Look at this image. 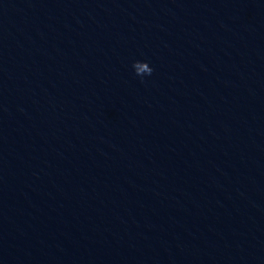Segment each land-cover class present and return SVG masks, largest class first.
I'll return each instance as SVG.
<instances>
[{
	"label": "water",
	"instance_id": "95a60500",
	"mask_svg": "<svg viewBox=\"0 0 264 264\" xmlns=\"http://www.w3.org/2000/svg\"><path fill=\"white\" fill-rule=\"evenodd\" d=\"M0 264H264V0H0Z\"/></svg>",
	"mask_w": 264,
	"mask_h": 264
},
{
	"label": "clouds",
	"instance_id": "9594fccd",
	"mask_svg": "<svg viewBox=\"0 0 264 264\" xmlns=\"http://www.w3.org/2000/svg\"><path fill=\"white\" fill-rule=\"evenodd\" d=\"M135 74L142 79L145 76H151L154 72V69L150 66V63L147 61H135L132 65Z\"/></svg>",
	"mask_w": 264,
	"mask_h": 264
}]
</instances>
